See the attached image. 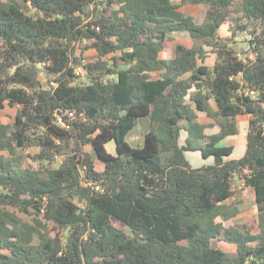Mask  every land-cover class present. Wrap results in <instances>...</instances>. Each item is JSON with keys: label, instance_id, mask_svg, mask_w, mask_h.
<instances>
[{"label": "trees", "instance_id": "16d2710c", "mask_svg": "<svg viewBox=\"0 0 264 264\" xmlns=\"http://www.w3.org/2000/svg\"><path fill=\"white\" fill-rule=\"evenodd\" d=\"M25 1L38 17L0 0V109L19 108L12 125L0 122V264H264V0H196L207 9L202 24L188 14L179 22L158 16L189 0ZM228 22L234 38H252L246 53L220 37ZM179 32L195 48L178 46L176 58L161 60ZM204 46L217 55L213 69L199 65ZM87 49L98 59L80 76ZM69 112L76 118L67 130L57 116ZM198 112L217 122L219 135H205ZM241 115L251 116L247 152L229 160L234 147L220 143L239 134ZM147 117L144 145L133 147L128 135ZM113 142L116 155L107 149ZM28 148L39 149V169L23 167L18 152ZM188 150L214 165L192 168ZM237 177L255 194L259 233L217 221L241 213L226 204ZM47 222L67 235L51 237ZM214 240L235 244L236 255Z\"/></svg>", "mask_w": 264, "mask_h": 264}, {"label": "crops", "instance_id": "0c3cea01", "mask_svg": "<svg viewBox=\"0 0 264 264\" xmlns=\"http://www.w3.org/2000/svg\"><path fill=\"white\" fill-rule=\"evenodd\" d=\"M172 1L174 3L177 2V0H172ZM180 1L181 0H179V2L176 4H179ZM193 6L195 7L194 10L196 12L199 11V7L202 6V8H204V11L206 13L205 14V19H206V15H207L206 7L203 4H198L196 2V0H189L186 4L180 6L176 11L171 12V13L161 12V13H159L158 16L162 19L179 22L183 15L188 14V15H191L192 17H194L197 24L204 23V22L200 23L198 21V15L199 14H195V13L190 12L189 8L193 7ZM120 16H121V14H120ZM205 19H204V21H205ZM223 26L221 27L219 34H220V37L222 39H224L225 42H228L226 40V38H224L222 35ZM230 31H231L230 34H231V38H232L233 37V31H232V29ZM239 34L240 33H237L235 38H238ZM86 43L87 42H85L83 46H85ZM178 46H184L188 49H193L196 46V42L186 32L175 33L174 39L169 44L168 48L165 51L161 52L160 59L161 60H170V59L176 58ZM204 50L206 52V59H205L204 63L199 61V65H203V66H206L210 69H213L216 65L217 55L213 52L212 47L204 46ZM81 54H82L81 51L78 50L77 55L80 56ZM83 59L87 60L88 62H92L94 60H97L98 59V52L95 49H88V50L84 51ZM250 59H253V56H250ZM162 74L161 73L156 74V75H154V78H159L162 76ZM194 91H195V89L192 90V92H194ZM210 105L214 111L218 110V106L214 100H210ZM237 121H238V127H239V134L235 135V136H229V137L223 139L220 143V146H225V147L233 146L234 147V152H233L232 158H231L232 160H239L246 155L247 147H248V134H249V130H250L251 116L250 115L238 116ZM198 122L207 127L205 129V135L217 136L220 134L219 125L217 124V122L215 120L208 117L206 113L198 112ZM181 125L183 126V125H185V123L181 122ZM150 130H151V119L148 117L147 118H141V119H139L138 124L134 128V130H132L131 133L128 135V141L131 144L132 140L134 141V139H137L138 141L136 140L137 145L135 147H142L144 145V142H145V136L150 132ZM187 138H188V132L185 130H182L181 137L179 140V144L181 147L186 146ZM110 147H114V153H112V154L116 155V149H117L116 144L113 142V143H110L107 145V149L111 153ZM192 153L193 154H191V156L186 154L185 157H187L186 159H188L189 164L194 169H200L204 164H206V166H211V165H214V163H215L214 162L215 160L213 158H209L208 160H204L202 158V155L200 152H192ZM247 190H251V188L246 187L245 191L247 192ZM240 193L241 192H237V191L234 192V195L231 199H234L235 197L240 196L242 194V193L241 194ZM230 200L227 201L226 204L231 205ZM254 201H255V194H253V202ZM253 208H255V205H253Z\"/></svg>", "mask_w": 264, "mask_h": 264}, {"label": "rangeland", "instance_id": "374dc122", "mask_svg": "<svg viewBox=\"0 0 264 264\" xmlns=\"http://www.w3.org/2000/svg\"><path fill=\"white\" fill-rule=\"evenodd\" d=\"M5 1H9L11 3L16 4L23 12H25L27 15L30 16H34V17H38L39 13L29 4L27 3L25 0H5ZM179 0H177L176 3H178ZM194 6L190 7L189 10L192 13L195 14H199L198 15V21L200 23L204 22L205 19V11L204 8H202V6L199 7V11H195L194 10ZM114 19L116 21L119 20L120 17V13H119V6L118 5H114L112 7V11H111ZM232 22H228L226 23L223 28H222V35L224 38H226V40L228 41L229 44H231L235 49H238L240 47H243V52L246 53V51H244V49H247L249 47L248 43L250 40H252V38L249 37V35L247 33H240L238 38H231V34H230V30L235 29L233 26H231ZM236 37V36H235ZM88 50V49H87ZM249 56V55H248ZM95 61V60H94ZM93 62V61H92ZM41 68L43 69L44 67L41 66ZM41 69V70H42ZM40 79L43 82L44 86L47 87L48 83H49V77L47 76V74L45 73V71H42L40 74ZM82 82L85 81L84 77H82L81 79ZM18 107H10L9 105H5L3 109H0V122H2L5 125H12L14 123V121L16 120V116L18 113ZM141 122V121H140ZM137 139H134V141H131V145L132 146H136L137 145ZM110 151L111 153H114V147H110ZM86 152L91 154L92 157L96 160V167L99 171H103V165L98 161L95 152L93 151V148L91 146H87L86 147ZM192 152H199V151H185V155H189L191 156V154H193ZM20 155V157L23 158V167L24 168H30V169H39L40 168V164L38 162H36L33 159V156H35L36 154L39 153V149L38 148H28L25 150H21L18 152ZM201 153V152H200ZM7 154V153H6ZM8 155V154H7ZM202 155V153H201ZM187 158V157H186ZM203 158V156H202ZM201 158V159H202ZM213 158V157H211ZM232 155L230 157H228L229 160H232ZM204 160H208L203 158ZM214 159V158H213ZM203 160V161H204ZM60 161V159H58V162ZM188 161V159H187ZM56 162L54 164V167L57 168L59 166V163ZM206 162V161H205ZM215 162V161H214ZM212 166V165H211ZM204 167H208L206 166V164H204L201 168ZM234 192H241L240 196L235 197L234 199H231V205H234L236 207H238L241 210V213L233 218L230 221L227 222H223L221 219H218V223H223L225 228H236L239 227L243 224H247L250 225L252 228H254L253 232L259 233V230L257 228L258 225V212L255 208H253L254 202H253V194L254 192L251 190H246V185L243 181V179L237 177L234 181ZM11 210L13 212H15L20 218L23 219V221L25 222H32V219L34 218V216L25 214V213H21L18 212L16 209L11 208ZM113 224L123 230L124 232H126L128 235L131 234V231L129 228H127L124 224H122L120 221H118L117 219L112 220ZM47 226H48V231H49V235L51 237H56V235L60 234L61 236L65 237L67 235V231H63L61 230L55 223L53 222H47ZM213 247L215 249H220L223 250L224 252L229 253L232 256H235L237 253V246L235 244H228L224 241H218V240H214L213 241Z\"/></svg>", "mask_w": 264, "mask_h": 264}, {"label": "built area", "instance_id": "2783aa9c", "mask_svg": "<svg viewBox=\"0 0 264 264\" xmlns=\"http://www.w3.org/2000/svg\"><path fill=\"white\" fill-rule=\"evenodd\" d=\"M82 61H83V65L75 69L76 74L80 75V76H84L85 75L86 70H85L84 66L89 63L85 59H83ZM52 85L55 86V83H52ZM249 93L251 95L254 94L253 91H250ZM75 118H76L75 112H69L67 119H65V118H63L61 116H57V123L59 125L63 126L65 129L69 130L70 129V124L68 123V121L74 120ZM80 118L84 119V116L80 115Z\"/></svg>", "mask_w": 264, "mask_h": 264}]
</instances>
